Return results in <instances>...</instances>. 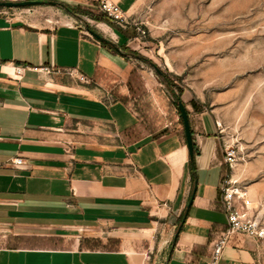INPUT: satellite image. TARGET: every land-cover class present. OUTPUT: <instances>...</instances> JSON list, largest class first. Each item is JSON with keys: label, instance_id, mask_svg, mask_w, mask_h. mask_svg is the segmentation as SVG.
Listing matches in <instances>:
<instances>
[{"label": "crops", "instance_id": "obj_1", "mask_svg": "<svg viewBox=\"0 0 264 264\" xmlns=\"http://www.w3.org/2000/svg\"><path fill=\"white\" fill-rule=\"evenodd\" d=\"M48 1L115 23L95 2ZM114 1L129 17L137 2ZM97 26L108 42L74 21L0 10V60L53 69H0V264H208L228 222L219 123L181 92L191 159L179 101L138 65L132 29ZM154 102L164 117L151 118ZM220 264H264L257 239L233 235Z\"/></svg>", "mask_w": 264, "mask_h": 264}, {"label": "rangeland", "instance_id": "obj_2", "mask_svg": "<svg viewBox=\"0 0 264 264\" xmlns=\"http://www.w3.org/2000/svg\"><path fill=\"white\" fill-rule=\"evenodd\" d=\"M0 10L74 21L107 37L97 24L110 31L117 26L48 0ZM129 22L134 32L131 52L159 83V91H164L159 95L177 102L182 91H190L213 112L220 134L239 149L234 175L248 190L264 226V0H137ZM154 103L151 118L164 117ZM257 241L264 262V238Z\"/></svg>", "mask_w": 264, "mask_h": 264}, {"label": "built area", "instance_id": "obj_3", "mask_svg": "<svg viewBox=\"0 0 264 264\" xmlns=\"http://www.w3.org/2000/svg\"><path fill=\"white\" fill-rule=\"evenodd\" d=\"M91 1L95 2L98 9L118 25L124 27L130 23L129 16L120 8L116 1ZM0 69L14 79H21L27 70H32L37 73L53 72V69L46 65H21L12 61L2 60H0ZM78 78L81 81L87 80L83 75H80ZM222 148L226 170L220 182V191L228 222L226 229L213 242L208 264H220L224 250L229 245L233 235L243 234L255 239L264 238V226L254 213L248 190L241 185L234 175L239 161V149L224 137L222 140ZM21 165H23L22 158H16L12 161V166L14 167H20Z\"/></svg>", "mask_w": 264, "mask_h": 264}, {"label": "water", "instance_id": "obj_4", "mask_svg": "<svg viewBox=\"0 0 264 264\" xmlns=\"http://www.w3.org/2000/svg\"><path fill=\"white\" fill-rule=\"evenodd\" d=\"M42 3H43V1H41V0H0V7H2V8H20V7H29V6H33V5H39ZM50 3L53 5L56 4V2H53V1H51ZM85 29L91 36L95 37L99 41H101V42H108L109 41L104 35H102L99 31L92 29L89 25H86ZM153 66L158 73H161L160 69L157 66H155L154 64H153ZM178 109H179V113H180V118L182 119V122H183V128H184V132H185V137H186V141H187V147H188L189 155H190L191 159H193V157H194V137H193V133L191 130V125H190V120H189V115H188L187 109L185 107V104L181 100L178 102ZM195 192H196V188L194 189V191L192 193L188 207H187L185 214H184L183 221L180 224V226L178 227V230L174 235L173 242H176V240L179 236L182 225H183V223H184V221L188 215L189 207L191 206V204L193 202Z\"/></svg>", "mask_w": 264, "mask_h": 264}, {"label": "trees", "instance_id": "obj_5", "mask_svg": "<svg viewBox=\"0 0 264 264\" xmlns=\"http://www.w3.org/2000/svg\"><path fill=\"white\" fill-rule=\"evenodd\" d=\"M70 11H72V9H70ZM180 100L182 101V99L179 97L178 101H180ZM178 101H177V102H178ZM181 120H182V119H181Z\"/></svg>", "mask_w": 264, "mask_h": 264}]
</instances>
